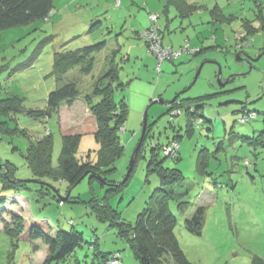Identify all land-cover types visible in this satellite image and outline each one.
<instances>
[{
    "label": "rangeland",
    "instance_id": "rangeland-1",
    "mask_svg": "<svg viewBox=\"0 0 264 264\" xmlns=\"http://www.w3.org/2000/svg\"><path fill=\"white\" fill-rule=\"evenodd\" d=\"M53 1L48 20L10 28L2 35L0 164H13L17 168L16 178L28 181L18 191H1L7 202L0 208L11 206L23 218L26 230L20 238H11L4 231L0 216V264L44 263L48 246L42 239L30 237L34 226L54 234L57 229L83 233V245L60 264H103V256L116 250H120V264H140L116 226L97 218L92 201L107 203L123 221L135 224L148 207L151 194L161 185L159 175L148 168L153 148L159 150V159L164 160L166 167L178 168L186 178L176 189L186 192L181 199L189 200L191 206L185 212L174 201L170 206L177 217L175 232L188 260L192 264H252L255 256L264 259V147L255 148L242 139L264 131V31L248 39L238 37L243 19H253L260 10L264 15V0H188L201 7L189 17H181L170 3L166 6L167 0H123V4L121 0ZM215 5L225 15L234 14L237 18L231 22L214 21L210 11ZM150 14L159 15L157 23L162 28L165 47L178 50L189 44L205 48L203 52L183 53L164 61L159 68L158 58L140 35L145 29L141 20L143 16L149 17L150 25ZM104 39L107 46L94 54L92 73L83 74L77 67L61 82L52 76L54 52ZM110 60L115 61L123 82L114 98L128 104L125 124L120 128L123 155L104 169V181L85 177L68 189L62 180L47 179L44 181L49 186L41 197L42 187L33 181L25 158L28 147L47 131L52 132V164L58 169L63 135L58 116L40 120L29 117L25 111L45 109L52 90L74 82L81 96L67 117L72 123L80 119L81 130L93 129L95 119L84 97L93 94L94 84L109 69ZM177 95L189 105L199 107L198 118L188 115L184 108L170 112L171 101ZM243 108L245 112H257L258 116L240 123ZM146 110L147 137L129 178ZM82 111L87 117L81 115ZM197 119L202 121L197 124ZM81 120L87 121L85 128ZM175 140L179 144V158H166L163 148ZM99 147L95 132L87 131L75 157L80 162L96 164ZM203 149L211 152L205 175L197 172L198 154ZM247 159L249 166L245 164ZM17 194L26 200L27 206L22 200H10V196ZM67 196L69 201L61 200ZM201 205L206 208V218L203 232L198 235L187 229L185 220ZM5 212L11 221L9 210ZM36 245L39 248L35 249ZM162 264L174 263L165 257Z\"/></svg>",
    "mask_w": 264,
    "mask_h": 264
},
{
    "label": "trees",
    "instance_id": "trees-1",
    "mask_svg": "<svg viewBox=\"0 0 264 264\" xmlns=\"http://www.w3.org/2000/svg\"><path fill=\"white\" fill-rule=\"evenodd\" d=\"M168 3L176 7L181 17H189L191 14L201 9L199 5L189 3L187 0H167L166 6ZM53 9V0H0V45L5 30L18 26H26L37 20H48L51 17L50 15ZM210 12L215 16L214 21L231 22L233 19L237 18L234 14L225 15L223 9L218 5H215ZM255 22L260 24L258 28L253 25ZM158 26V33L162 41V28L159 24ZM241 26L247 31V35L243 39H248V37L254 36L260 31H264V15L261 10L256 12L253 19H243ZM148 27L149 24L147 28ZM142 33L143 32L140 33L141 37ZM144 40L149 49L148 41L146 39ZM106 46L107 40L104 39L96 43H88L76 49L65 48L64 50L54 52L52 76H54L57 81L61 82L69 71L77 67H80V71L83 74L92 73L95 64L94 54L101 52ZM189 46L191 47V45ZM170 48L176 50L173 47ZM191 48L196 51L184 53L198 54L202 53L205 49L198 47ZM262 49L264 50V48ZM36 50L37 49H35V51ZM36 53H38V50L35 54ZM173 59L174 58H171L169 60ZM114 62L110 60L109 69L96 80L93 94L84 97L87 104L89 103L90 110L96 119L95 137L100 145L96 164H92L88 161L80 162L76 159L75 153L79 147L83 134L78 129V126L68 119V112H66V116L68 117H65V120L63 119V121H65L66 133H62L63 147L59 156L58 169H55L52 164L54 149L52 132L47 131L42 138L31 142L29 145L25 158L27 165L34 175L33 181L39 183L42 187L39 191L41 197L46 195L44 189L49 185L46 184L44 180L47 179L62 180L67 183L68 189L77 186L85 177H89L90 181H93L96 177L104 181L102 177L104 169L113 166L115 161L123 155L125 147L120 139V128L124 127L125 118L128 113V104L124 100L117 102L114 98L116 89L123 85V82L119 79L118 67ZM105 80L108 81L105 82L106 84L104 83ZM80 96L81 93L77 84L74 82L65 83L48 94L47 106L45 109H29L26 110L25 113L31 118L40 120L56 115L59 117L60 122L61 116L59 113H61V107H72ZM95 98H98V100L95 101ZM183 108L188 115L193 118H198L196 116L199 114V107L194 104L189 105L185 100H181L180 97L177 98V101L171 103L170 112ZM191 108L194 110L191 111ZM244 109L245 108L242 109L244 112L243 116L239 119L240 123H244L258 116L257 112H245ZM200 117L205 120L203 114H201ZM194 121L199 124L202 120L198 121L197 119ZM191 127H193V125L190 122L188 129L189 133H191ZM146 137L147 131L142 144H144ZM242 139L254 145L255 148L264 147V131L259 136L253 138L242 137ZM175 142L177 141L175 140ZM142 147L143 145L140 146L138 150H135L133 165L136 164ZM210 153L208 149H203L198 154L197 172L201 175L207 174ZM158 155L159 150L157 152L155 148L151 149V158L148 168L149 172L159 175L161 185L153 191L150 196L148 207L139 214L135 224H129L123 221L116 211L112 210L105 202L93 199V208L96 211L98 219L110 221L112 226H116L120 237L126 241L140 264H162L165 257L170 258V261H173L174 264H192L188 260L177 238L175 232L177 217L172 212L170 206L171 201L176 202L181 212L187 211L191 206L189 200L181 199L186 192H179L176 189V186L182 185L186 178L183 172L178 168L166 167L164 165V160H160ZM165 157L178 159L179 151L174 157L167 155H165ZM245 164L249 166L250 160H245ZM6 169L0 168V206H4L7 202V198L1 195V191L11 189L18 191L24 187L25 182L28 181L16 178L15 172L17 168L13 164L7 163ZM112 169L114 168L110 170ZM133 170L134 166L131 169L129 178ZM69 199L70 198L66 201H69ZM61 200L63 199L61 198ZM9 212L12 216V220L8 221L3 219V229L11 238H20L26 230L24 220L19 214L14 213L12 210H9ZM205 218L206 208L203 205L196 207L192 215L185 220L187 229L192 233L201 235ZM71 224H73V222ZM30 237L34 240L42 239L48 246V254L43 264H60L65 262L73 256L77 248L84 243L83 233L77 230L59 229L53 235L38 226H34L31 228ZM34 248L36 249L39 247L36 245ZM115 256H117L118 264H120V250L106 253L103 256V264H109L110 261L115 259ZM252 264H264V259L255 256L252 260Z\"/></svg>",
    "mask_w": 264,
    "mask_h": 264
},
{
    "label": "built area",
    "instance_id": "built-area-1",
    "mask_svg": "<svg viewBox=\"0 0 264 264\" xmlns=\"http://www.w3.org/2000/svg\"><path fill=\"white\" fill-rule=\"evenodd\" d=\"M151 22L148 28H146L143 33L142 37L148 41L149 44V50L158 58L159 63L158 67L160 68L161 64L165 60H169L171 58H177L184 52H194L195 49L191 48L189 45H186L185 47L179 49V50H173L170 47H165L162 44V41L160 39L158 30V19L159 15L157 14H151L150 16ZM200 121V120H198ZM164 154L167 156H176V154L179 151V144L178 142H170L166 146H164ZM109 264H118L117 256H115V259L110 261Z\"/></svg>",
    "mask_w": 264,
    "mask_h": 264
},
{
    "label": "crops",
    "instance_id": "crops-1",
    "mask_svg": "<svg viewBox=\"0 0 264 264\" xmlns=\"http://www.w3.org/2000/svg\"><path fill=\"white\" fill-rule=\"evenodd\" d=\"M188 1V0H187ZM189 3H193L194 4V2H190V1H188ZM121 3L123 4V0H121ZM148 22H149V17H146L145 18V16H143V20H141V23H142V29H144V28H146L147 26H148ZM254 25L256 26V28H258L259 26H260V24L258 23V22H255L254 23ZM242 30V33L241 34H239V36L238 37H242V39L247 35V32H246V30H244V28H242L241 29ZM236 37H237V33H236ZM79 102H83V100L82 101H79ZM84 105H85V103H84ZM74 106V104L72 105V107ZM72 107H70V108H65L64 106H62L61 107V113H60V116H61V120H60V122H59V124H60V129H61V132L63 133L64 132V134L66 133V128H65V121H63V119L65 120V117H67L66 116V112H68L69 114H70V111H71V109H72ZM68 114V115H69ZM81 115L83 116H85V117H87V114L85 113V111H82V113H81ZM84 117V118H85ZM94 119H95V117H94ZM80 120V119H79ZM78 120V121H79ZM78 121H76L77 123H75L74 122V124L75 125H77L78 127L80 126V123L81 122H78ZM82 121V126H84L83 128H85L86 126H87V121L85 120V121H83V120H81ZM85 123H86V125H85ZM92 128L93 129H91V130H85V129H83V130H81V128H78L79 130H80V132H82V134L83 133H85V132H87V131H94L95 132V130H96V119H95V121H94V124H93V126H92ZM10 200L11 201H15V202H20L21 200V202H24L25 203V205L27 206V203H26V200L22 197V196H20V194H17V195H12V196H10ZM11 206H8V208H3V209H1L0 208V216L2 217L3 216V219H6V220H8L9 221V215H8V212L6 213L5 211H8V210H12V207L10 208ZM14 208V207H13ZM6 209V210H5ZM5 210V211H4ZM13 211V210H12ZM2 219V220H3ZM3 222V221H2ZM0 225H1V222H0ZM3 226H4V224H3ZM44 229V228H43ZM59 229H57V231H58ZM50 234H53L54 235V233L52 232H50ZM37 245H39L38 243H37ZM48 254V253H47ZM47 254H45V256H47Z\"/></svg>",
    "mask_w": 264,
    "mask_h": 264
},
{
    "label": "water",
    "instance_id": "water-1",
    "mask_svg": "<svg viewBox=\"0 0 264 264\" xmlns=\"http://www.w3.org/2000/svg\"><path fill=\"white\" fill-rule=\"evenodd\" d=\"M240 56H241V54H238V58H241ZM255 60H257V58H256ZM203 66H204V64H202V65L198 68V71H197V73H196V77H195L194 82H195L196 79L198 78V75L200 74L201 69H202ZM220 74H221V68L219 67V75H220ZM219 81L221 82V79H220ZM220 84H221V85H224V83H220ZM178 97H179V95L175 96V97L173 98V100L171 101V103L175 102L176 99H177ZM147 114H148V112H147V110H146L145 115H144V122H143L142 136H141V139H140V141H139V144H138L136 150H138V149L140 148V146L142 145V143H143V141H144V137H145V134H146V131H147ZM133 161H134V156H133V159H132V162H131L130 168H129V173H128V175L130 174L131 169H132V167H133ZM2 167H6V165H1V164H0V168H2ZM69 193H70V192H68V194H69ZM67 199H68V196L65 197V198H63V200H67Z\"/></svg>",
    "mask_w": 264,
    "mask_h": 264
}]
</instances>
